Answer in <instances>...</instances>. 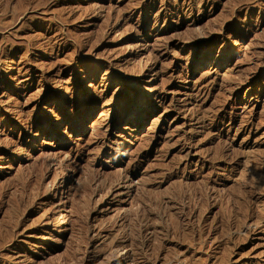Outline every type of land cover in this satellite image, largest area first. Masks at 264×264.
Returning a JSON list of instances; mask_svg holds the SVG:
<instances>
[{"label":"rangeland","instance_id":"rangeland-1","mask_svg":"<svg viewBox=\"0 0 264 264\" xmlns=\"http://www.w3.org/2000/svg\"><path fill=\"white\" fill-rule=\"evenodd\" d=\"M0 9V264H264V0Z\"/></svg>","mask_w":264,"mask_h":264},{"label":"bare ground","instance_id":"bare-ground-1","mask_svg":"<svg viewBox=\"0 0 264 264\" xmlns=\"http://www.w3.org/2000/svg\"><path fill=\"white\" fill-rule=\"evenodd\" d=\"M9 1H10V0H9ZM24 6H25V5H24ZM8 8H9V7H8ZM21 8H22V7H21ZM24 9H25V8H24ZM0 10H1V9H0ZM3 10H4V9H3ZM29 11H30V10H29ZM29 11H28V12H29ZM4 12H5V10H4ZM3 14H4V13H3ZM24 15H25V14H24ZM21 17H22V16H21ZM19 20H20V19H19ZM11 22H12V21H11ZM192 28H193V27H192ZM192 28H191V29H192ZM31 29H32V28H31ZM31 29H30V30H31ZM3 30H4V29H3ZM196 30H197V29H196ZM1 32H2V31H1ZM193 32H194V31H193ZM195 32H196V31H195ZM200 32H201V31H200ZM195 39H196V38H195ZM197 39H198V38H197ZM197 39H196V40H197ZM193 40H194V39H193ZM189 42H190V41H189ZM210 55H211V52H208V53H204L202 56H205L206 58H208ZM198 56H199V55H198ZM198 56H196V57H198ZM196 57H193L192 59H196ZM134 85H135V84H134ZM137 92H139V88H138V87H137L136 93H137ZM101 99H103V98H101ZM131 99H132V98H131ZM95 100H98V99H95ZM112 100H113V99H112ZM112 100H111V101H112ZM114 100H116V99H114ZM111 101H110V102H111ZM105 102H106V104H107V103H108V104L110 103V102H107V101H105ZM115 102H116V101H115ZM131 102H132V101H131ZM111 103H112V102H111ZM104 105H105V104H104ZM109 114H110V113H109ZM108 117L110 118V115H108ZM108 127H109V126H108ZM237 156H238V155H237ZM254 158H255V157H254ZM251 163H252V162H251ZM258 166H259V165H258ZM261 167H262V166H261ZM243 173H244V172H243ZM246 173H247V172H246ZM258 176H259V175H258ZM229 177H230V176H229ZM251 177H252V176H251ZM127 178H128V177H127ZM251 179H252V178H251ZM250 181H251V180H250ZM110 187H111V186H110ZM249 187H250V186H249ZM108 194H109V193H108ZM175 196H176V195H175ZM244 198H245V197H244ZM174 199H176V198H174ZM245 200H246V199H245ZM245 200H244V201H245ZM244 201H243V202H244ZM241 204H242V202H241ZM244 204H245V203H244ZM180 205H181V204H180ZM248 205H249V204H248ZM170 207H171V206H170ZM244 207H245V206H244ZM143 208H144V207H143ZM155 208H156V207H155ZM252 208H253V207H252ZM169 209H170V208H169ZM177 209H178V208H177ZM234 213H235V212H234ZM236 213H238V212H236ZM175 214H176V213H175ZM169 215H170V214H169ZM177 215H178V214H177ZM254 215H255V214H254ZM177 217H178V216H177ZM177 217H176V218H177ZM151 218H152V217H151ZM171 218H172V217H171ZM254 219H255V218H254ZM145 220H146V219H145ZM255 220H256V219H255ZM147 221H148V220H147ZM147 221H146V222H147ZM258 222H259V220H258ZM239 225H240V224H239ZM237 226H238V225H237ZM140 228H141V227H140ZM237 228H238V227H237ZM237 228H236V229H237ZM138 229H139V228H138ZM136 230H137V229H136ZM184 230H185V229H184ZM223 230H224V229H223ZM226 230H227V229H226ZM133 231H134V230H133ZM140 231H141V230H140ZM239 231H240V229H239ZM141 232H142V231H141ZM138 233H139V232H138ZM165 234H167V233H165ZM139 236H140V235H139ZM137 239H139V237H138ZM114 245H115V244H114ZM117 245H118V244H117ZM119 248H120V247H119ZM133 248H134V247H133ZM115 249H116V248H115ZM117 249H118V248H117ZM137 250H139V249H137ZM139 253H140V251H139ZM128 254H129V253H128ZM124 259L127 260V256L124 257Z\"/></svg>","mask_w":264,"mask_h":264}]
</instances>
